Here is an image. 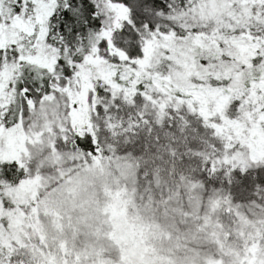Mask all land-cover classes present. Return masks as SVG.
Wrapping results in <instances>:
<instances>
[{"label": "snow or ice", "instance_id": "snow-or-ice-1", "mask_svg": "<svg viewBox=\"0 0 264 264\" xmlns=\"http://www.w3.org/2000/svg\"><path fill=\"white\" fill-rule=\"evenodd\" d=\"M0 264H264V0H0Z\"/></svg>", "mask_w": 264, "mask_h": 264}]
</instances>
